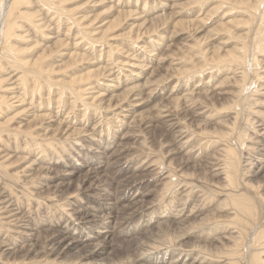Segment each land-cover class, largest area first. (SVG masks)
I'll use <instances>...</instances> for the list:
<instances>
[{
	"label": "bare ground",
	"instance_id": "6f19581e",
	"mask_svg": "<svg viewBox=\"0 0 264 264\" xmlns=\"http://www.w3.org/2000/svg\"><path fill=\"white\" fill-rule=\"evenodd\" d=\"M66 1L76 3V0H12L5 19L3 22L0 21V38L3 35L0 45V119L8 116L5 121H0V264H264V185L254 187L245 178V176H252L250 173L252 166L264 162L263 111L260 110L262 117H259V113L254 116L255 111L249 113L251 110L248 109V112L245 110L247 113L235 112L233 116L229 114L230 120L234 121L230 124L234 127L223 132L221 137H217L225 140L223 139V144H217L210 154L205 153L204 144L211 145L218 140H214V136L208 132L206 135L205 131L196 133L189 129V125L193 122L200 121L195 125L198 128L224 112L229 113L230 110H235L236 107L233 105L236 106L240 102L245 106V103L251 100L248 99V95L259 94L257 100L261 107L264 106V65L261 66L262 72L258 73L260 66L256 65L258 58L255 54L263 53L264 50L261 47L263 42L258 51L256 50L248 60L252 61L251 66L254 64L250 71L256 75L255 80L262 79L263 84L258 82L259 84L253 87L254 78L247 77L248 70L242 68L243 70L238 71L234 68L232 76L224 77L227 80L221 81L219 77L214 80L213 73L210 71L207 73L209 76L204 77L208 79L207 81L203 78L198 80L201 74L195 76L198 78L195 81L198 80L199 85L191 84L183 90L180 87V81L183 82L185 74L181 80L176 78L174 83L176 87L170 86L168 81L166 82L169 86L162 87L160 85L172 76L170 74L172 70L177 74L178 68L175 70V67L171 66L178 63L181 66V57L184 56L180 55L182 48H188L185 50L189 52V48L194 46L192 42H200L195 36L202 28L193 23L194 19H192L193 22L190 21L191 19L183 21L180 25L174 26V28L178 27L177 30L169 35L166 34L167 31L163 27L167 24L164 16L165 9L171 10L177 6V1L174 3V0H160L150 10L146 9L149 7L148 3L142 0L143 3L140 6H137L138 0H84L81 4L77 3L78 7L71 8L65 7ZM105 1L106 4H104ZM234 1L241 3L243 0ZM247 2L248 6L243 13H246L249 18L252 15L255 18L258 13L260 14L264 0H247ZM87 5L94 8L104 7L101 13L116 14L113 20L98 21L103 27L99 31V34L101 33L99 37L92 38L90 33L93 31L89 33L90 30L88 31L81 23L85 20L91 23L97 19L91 18L92 15L87 13L76 16L77 12H80L78 10ZM21 6H32L37 10L27 8L22 10ZM120 6L133 7V9L118 12L120 10L117 8ZM1 7L0 4V9ZM197 11H201L200 8ZM37 12L41 15L39 20L38 18L35 20ZM63 14L69 22L66 23L68 24L66 32L60 33L66 37L65 39L58 38L59 28L62 25L59 23L60 26H56V23L51 21L54 16L61 20L59 17ZM186 16H189L187 12ZM263 16L262 12L261 21L264 20ZM50 21L58 28L49 32L51 30L49 27V33L46 34L43 30L45 27L47 29ZM240 22L242 23V19ZM119 25L127 26L129 29L124 33L115 34L120 28L117 27ZM220 25V27L224 26L221 23ZM191 26H193L192 29H190ZM227 26L228 23L224 26L225 29ZM179 27L183 30L189 28L192 34L183 33L184 31H180ZM232 32L229 30L228 33L226 32L228 37L225 35L226 40L217 42L220 51L211 57V60H214L212 62L217 63L213 65L219 66L220 69L226 67V63L231 62L230 59H237V44L230 49L223 48L231 38L243 37L242 33L232 34ZM107 33L112 39L128 37L130 43H134L142 36L147 38L144 42L152 44L154 48L149 52L143 45L137 46L132 52L119 48L122 50V52L119 50V53L125 54L123 57L128 60H118L114 57V52L119 45L109 43L110 38L107 40ZM152 33L155 34V38L146 37ZM69 34L71 37L67 38ZM245 34L250 36L247 31ZM133 36L135 37L131 38ZM178 37L183 42L179 44V47H175L176 50H173L172 54L176 55H173L174 57L178 55L181 57L175 58L178 60L176 63L172 61L171 56L168 57L171 59L167 60L170 65L168 72L162 65L163 62L161 63L163 57L152 51L163 47H173ZM154 39L156 41H153ZM51 41L53 43L49 44ZM30 42L32 45L26 48ZM246 43L248 44V41L245 45L241 44L243 54L247 47ZM251 44L254 45L255 42ZM38 46L41 47V52L32 53L31 50ZM65 46H67L64 48L66 52L62 53L61 50L64 49L59 48ZM239 48L241 47L238 46ZM247 49L246 51L249 50ZM140 50H144L149 58L139 59L138 54L143 53ZM192 52L195 51L192 50ZM243 54L240 53L238 56ZM187 56H189L188 53ZM63 57L66 58L62 60ZM46 58L49 62L44 63ZM190 58L187 57L190 62L194 61L199 65V59L195 61ZM147 62L154 63L156 67L150 71L143 82H135L134 80L140 77L137 70H143ZM198 65H196L197 68L200 67ZM126 66L130 67L128 70L130 74L121 79L123 68ZM67 69L74 71L60 77L59 74L66 72ZM192 69L191 67L181 70L184 73ZM224 69L227 73L229 68ZM204 71L205 69L199 72L203 74ZM229 73L231 74L230 71ZM230 74L227 73V75ZM232 77L234 83L238 84L235 90H231L234 89V85L233 88L230 87ZM104 78L106 82L103 81ZM92 79H95V83L91 85L89 82L91 86L88 88L81 85L87 84L86 81H92ZM185 79L184 82H186ZM127 80L129 81L126 82ZM171 80L173 82L174 79ZM188 81L187 83L192 80ZM239 82H241L240 85ZM223 86H229L231 89L228 87L229 90H225V87L222 90ZM85 90L92 91L93 95L87 98L89 100L81 98ZM115 90L120 91L114 93ZM65 93L68 94L66 98ZM77 100L80 103L79 106L83 107L78 115L81 118H77L76 114L73 116V113L71 117L69 115L77 106ZM223 100H230L235 104L230 102L224 104ZM151 103L154 106L153 110L145 117L137 113L139 108L150 106ZM216 104L222 107H217ZM89 108H92L93 112L117 111L110 112L116 116V120H112V123L115 121V126L110 127V130L108 125L105 129L100 128L96 133L99 121L92 120L93 115L89 114ZM238 108L240 111L243 110ZM217 119L215 118L214 121L220 123ZM153 124L158 127V130L160 127L163 133L160 138L162 143L158 139L159 145H166L163 138H168V142H171L168 144L171 148L165 153L167 158L169 157L167 164L162 160V155L154 156L153 152L151 155L145 152L146 155H142L143 158L140 160L136 158V164H131L134 160L127 158H123L122 162L118 161L122 158L119 155L125 152L122 142L132 138L128 137L130 133L138 139L141 137L142 129ZM236 124L240 125L236 130L238 134L235 137L231 135L235 138L234 141L229 133H234L232 130L236 128ZM102 133H105L104 137ZM80 134H85L84 141L89 146L85 152L82 151L83 144L79 143L78 148H74L76 141L69 140ZM96 136L98 138H95ZM142 141H146V138ZM145 144L144 142L143 145ZM118 145L121 148H116ZM139 147L145 148L141 140H139ZM16 153L20 156L8 163ZM137 153H139L137 156L141 157V151ZM129 156L133 157L132 152ZM126 157H128L127 154ZM174 160H177V164L174 168L172 167L174 170L169 169ZM190 160L194 161L195 166H203L205 177L197 174L196 180L204 181L210 189L204 187L201 190V186L187 182V179L179 173ZM13 164L18 165L19 169L12 170ZM159 165H162L165 170ZM106 169L107 171L113 169V171L110 173L111 176L103 180L100 172ZM78 172L80 173L77 174ZM74 175H78V182L73 186L68 178ZM155 175L157 179L159 178L158 184L161 188L154 189L150 194V190L144 189V186L149 187L151 184L147 178ZM216 177H218L216 180L211 179ZM188 183L189 186H187ZM141 189L142 192H140ZM206 191L208 197L216 192V196H222L224 202L229 203L230 217L227 220H219L218 216L214 217L217 212L227 209L219 205L203 216L204 218L197 217L200 210L199 204L204 200ZM88 193L95 196H88L90 199L84 205L76 203L77 197L81 200L83 198L80 195H88ZM67 196V204H61V202L56 204L57 200H64ZM149 196L153 197L151 200L153 203L148 206L145 200ZM222 204L225 205V203ZM219 224H223L221 229L218 228ZM145 225L154 228L140 236L142 238L136 243L137 248L123 250L124 259L115 261L114 258L108 257L105 262L88 261L106 249L113 233L125 236L130 233V229L139 230ZM205 226L210 228L211 235L206 232ZM117 227L120 229L117 230ZM85 232L87 235L84 234ZM194 236L201 237L203 241L186 243ZM88 241L95 242L92 246L86 247L87 251L84 254L65 257L66 252L79 245V242ZM109 246L111 247L110 244ZM128 250L130 253H127ZM114 252L110 249L108 254H114ZM145 253L151 256H145ZM155 253H161V256L157 257Z\"/></svg>",
	"mask_w": 264,
	"mask_h": 264
},
{
	"label": "rangeland",
	"instance_id": "374dc122",
	"mask_svg": "<svg viewBox=\"0 0 264 264\" xmlns=\"http://www.w3.org/2000/svg\"><path fill=\"white\" fill-rule=\"evenodd\" d=\"M11 1L12 0H0V4L2 5V7H1V9H0V19H2V20H0L1 22H3V20L5 19V17H6V13H7V10L9 9V7H10V4H11ZM86 1V0H85ZM121 1V0H120ZM124 1V0H123ZM143 2L144 1H146L148 4L147 5H149V7H147L146 9H151L154 5H156V3H158V1H160V0H142ZM162 1V0H161ZM177 1V6H174L173 8H171V10H170V8L169 9H165V20H166V22H167V24L165 25H163V27H164V29L167 31V35H169L172 31H175V30H177V28L178 27H176V28H174V26H178V25H180L183 21H187V20H190V21H192V19H194L192 22L193 23H196V25H198V26H201V30L196 34V36H195V38H197V40L198 41H200L201 43H202V45H200L198 42L197 43H195V42H192V44L194 45L193 47H195L196 48V44H199L198 46H197V48L196 49H198V50H195L193 47L192 48H189V52H186V50L185 49H187L188 50V48H185V47H183L182 48V53H180V55H184L183 57H181V56H177V57H174V56H176V55H174V54H172V51L173 50H176V46H178L179 47V44L180 43H182L183 42V40H181L180 39V37H178L176 40H175V42H177L176 43V45H174L173 47H163V48H158V50H153L152 51V53H154V54H159L161 57H163V60L161 61V63H162V65L163 66H165L166 68H167V70H168V72H169V67H170V65L168 64L169 62H167V60H171L172 59V61L174 62V63H176L178 60L177 59H179V57H181V59L183 60L184 59V61H182L181 60V66H180V64L178 63V65H176V64H174L173 66H171L172 68H174L175 67V70H177L176 68H178V70H177V74H175V72L173 73V70L171 71V77H169L167 80H165V82L166 81H168V82H170V86L171 85H174L175 87H176V85L174 84V83H176V78H180V80L182 79V76H184L185 74V76L183 77L184 79L185 78H188V79H185V81L186 82H184V79H183V82H184V85H183V82H181L180 81V87L184 90V89H186L187 88V86L189 87L191 84H194V85H199V83L197 82L198 80H202V78H203V80L204 81H207L208 79L207 78H204V77H206L208 74V72L210 73V71H211V73H213V77H214V80L215 79H219V80H221V81H223V80H227V78H224L225 76H232L233 75V70H234V68H236L238 71H240V70H243V69H245V70H248V71H246L247 72V77L249 78L250 76V78H254V80H255V78H256V75L252 72V71H250V69L252 68V67H254V64H253V66H251L252 65V61H248V60H250L251 58V56H253L254 55V52L257 50L258 51V48H259V46H260V44L263 42V45H261V47H263V50H264V20L263 21H261L260 20V18L262 17V12L264 13V4H262L263 6H261V8H260V14L258 13V16H256L257 15V13H256V17L254 18L253 17V15L249 18V16L248 15H246V13H243V11L245 10V8L248 6V2H247V0H243L241 3H239V1H234V0H174V3ZM253 1V0H252ZM5 4H4V3ZM81 2H84V0H76V3H75V1H73V2H65V7L66 8H71V7H78L77 6V3L78 4H81ZM104 2V1H103ZM143 2H141V0H138V3H137V6L139 5H141V3H143ZM238 2V3H237ZM67 3V4H66ZM124 3V2H123ZM221 3H223V4H221ZM228 3V4H227ZM104 4H106V1H105V3ZM103 4V5H104ZM153 4V5H152ZM202 5V6H201ZM63 6V5H62ZM61 6V7H62ZM82 6V5H81ZM22 8V10H24V9H33V11L36 9L37 10V8L36 7H32V6H28V7H25V6H21ZM24 7V8H23ZM60 7V6H59ZM64 7V8H65ZM89 7V8H88ZM175 7H177V8H175ZM193 7V8H192ZM63 8V7H62ZM93 8V9H92ZM119 8V9H118ZM117 8V10H120V11H118V12H121V10H122V12H124V11H127V10H131V9H133V7H129V8H127V7H122V6H120V7H118ZM190 8V9H189ZM195 8V9H194ZM199 8H200V10L201 11H197V10H199ZM90 11L89 13H88V10ZM104 9V7H91V5L89 6V5H87L86 7H84L83 9L81 8L80 10H78V11H80L79 13L77 12V15L76 16H80L81 14H85V13H87L88 15H92V17L91 18H95V19H97L95 22H91L90 23V21L88 20H85V19H83V20H85L84 22H82L81 21V23H82V25L84 26L85 25V27L87 28V30L89 31V33L91 32V30L93 31V32H91L90 33V35H91V37L93 38V37H99V35L101 34H99V31L101 30V28H103L102 27V25H100L99 23H98V21L99 20H101V19H104V21H110V20H113L116 16V14L115 13H110V14H107V13H105V12H103V13H101L102 12V10ZM62 10H64V9H62ZM85 10V11H84ZM173 10V11H172ZM190 12H189V11ZM196 10V11H195ZM113 12H115V10H112ZM177 12V14L175 13V12ZM193 11V12H192ZM262 11V12H261ZM38 12H40V11H38ZM36 13L35 15V20H37L36 18H38V20H39V17H41V15L39 14V13ZM82 12V13H81ZM186 12H187V14L189 15L188 17L186 16ZM241 12V13H240ZM180 13V14H179ZM191 13V14H190ZM195 13H197V14H195ZM213 15H212V14ZM215 13V14H214ZM195 14V15H194ZM37 15H38V17H37ZM185 15V16H184ZM198 15V16H197ZM197 16V17H196ZM246 16H248V17H246ZM199 17V18H198ZM222 17V18H221ZM54 18H55V16H54ZM54 18H52L51 19V21L52 22H54V23H56V26L60 23V25H62L63 27H64V25L66 24V23H69L67 20H66V17H65V15L63 14V16H61V17H59L61 20H59L58 18L54 21ZM65 19V20H63V19ZM90 18V19H91ZM197 18H198V20H197ZM247 18H249V19H247ZM263 18H264V16H263ZM242 19V23L240 22V20ZM256 20V21H254V20ZM59 20V21H58ZM229 20V21H228ZM239 20V22H237ZM49 22L50 23V25L47 27V29H46V27H45V29L43 30V32L44 33H46L47 34V32H48V30H50L49 29V27L51 28V30L49 31V32H52V31H54V30H56V28H58V27H56V26H53L52 24H54V23H52V22ZM63 21V22H62ZM64 21H65V24H64ZM119 21H121V20H119ZM196 21V22H195ZM198 21V22H197ZM89 22V23H88ZM131 22V21H130ZM225 22H227L228 23V26H227V28H230V29H225V27L224 26H226L227 25V23H225ZM230 22V23H229ZM234 22H235V24L237 25H235L234 24ZM263 22V23H262ZM93 23V24H92ZM96 25H95V24ZM122 23V22H121ZM121 23H120V25H121ZM203 23V24H202ZM205 23V24H204ZM220 23L221 24H224V26L222 25V27H220L221 25H220ZM231 23H233V25L231 24ZM261 23V24H260ZM88 24H90V25H92L91 27H90V25H89V27H87V25ZM232 26H231V25ZM241 24V25H240ZM55 25V24H54ZM60 25H58V26H60ZM94 25V26H93ZM120 25L119 26H117V27H120ZM220 25V26H219ZM54 27V29H53V27ZM62 26H60V28H59V36H58V38H66V37H64L63 35H60V33L61 32H66L65 31V29L67 28V26H68V24H66L65 26L66 27H62ZM97 26V27H96ZM168 28H166V27ZM195 26V25H194ZM235 26V27H234ZM224 27V29H222L221 30V28H223ZM232 27V28H231ZM236 27H238V28H236ZM62 28V29H61ZM160 28H161V26H160ZM172 28H173V30H172ZM180 28H182V27H179V29ZM193 28V26H191L190 27V29H192ZM129 29V27H127V26H121L120 28H119V30H116V32H115V34L117 33V32H119V33H124V32H126L127 30ZM178 29V30H179ZM189 28L187 29V28H185V30H183V29H180V31H184L183 33H186V34H189L190 33V30ZM72 30V29H71ZM96 30V31H95ZM224 30V31H223ZM228 30V31H227ZM229 30H230V32H232V34H236V33H242L243 34V37H241V38H239V39H235V38H231L230 39V41L229 42H227L225 45V47H223V48H225V49H230V47L231 46H234L235 44H237L236 45V47H237V52H236V55H237V59H235V58H232V59H230L229 61H231L230 63L229 62H227L226 64L228 65H226V67H223L222 69H220V68H218L219 66H214V65H217V63L216 62H212V61H214V60H211L212 58V56L214 55V54H216V53H218L220 50H219V44L217 43L219 40L221 41V40H226V38L228 37L227 36V33L229 32ZM239 30V31H238ZM250 34V36H248V35H246L245 34V32L246 31ZM189 31V32H188ZM236 31V32H235ZM245 31V32H244ZM48 32V33H49ZM71 32V31H70ZM219 32V33H218ZM227 32V33H226ZM235 32V33H234ZM244 32V33H243ZM71 34V33H70ZM70 34H69V36H67V38L68 37H71L70 36ZM190 34H192V31H191V33ZM212 34H214L213 36H212ZM245 34V35H244ZM107 35V40H109V38H110V41H108L109 43H112L113 45H115V43L116 44H118L119 46L115 49V50H117L116 52H118V54L116 53V52H114V54H115V56L114 57H116V58H118V60H128V59H124V55L125 54H121V53H119L120 51L122 52V50H129V52H132L133 50H135L136 48H137V46H141V45H143V46H145V47H147V49H148V52L151 50V49H153L154 48V46L152 45V44H147V43H145L144 42V40H147V38H143L142 36L139 38V39H137V41H135L134 43H130V42H128V40L130 39V38H126V37H116V38H111V36L110 35H108V33L106 34ZM153 35V36H152ZM227 37H226V36ZM2 37L0 38L1 39V41H0V45L2 44V39H3V35H1ZM151 37V38H155V34H151V35H146V37ZM211 36V37H210ZM246 36H248V37H246ZM135 36H133V37H131V38H134ZM245 37V38H244ZM143 38V39H142ZM205 38V39H204ZM212 38H214V39H212ZM216 38V39H215ZM225 38V39H224ZM252 38V39H251ZM121 39V40H120ZM164 39V38H163ZM244 39H245V41H244ZM70 40V39H69ZM233 40H237V41H233ZM115 41V42H114ZM121 41V42H120ZM153 41H156V39H154ZM240 41V42H239ZM243 41V42H242ZM246 41H248V44L246 43V48H245V53L243 54V52H242V50H243V48H242V46L243 45H245V42ZM253 43V42H255V44L254 45H252L251 43ZM123 42V43H122ZM52 44L53 43V41H51V42H49V44ZM64 43V42H63ZM129 43V44H128ZM137 43V44H136ZM195 43V44H194ZM154 44V43H153ZM241 44H243V45H241ZM32 45V42H30L28 45H26L27 47L26 48H28V47H30ZM81 45V44H80ZM196 45V46H195ZM211 45H213V48H211ZM121 46V47H120ZM127 46V47H126ZM129 46V47H128ZM204 46V47H203ZM228 46V47H227ZM238 46L239 47H241V48H239L238 49ZM67 46H65V47H62V48H59V49H64V48H66ZM68 47H70V45L68 46ZM131 47V48H130ZM201 47V48H200ZM252 47V48H251ZM95 48H97V46L95 47ZM98 48H99V46H98ZM104 48H105V46H104ZM119 48H121V49H119ZM124 48V49H123ZM126 48V49H125ZM204 50H203V49ZM249 50H248V49ZM194 50L195 52H192V50ZM246 49L248 50V51H246ZM107 49L105 48V51H106ZM120 50V51H119ZM191 50V51H190ZM141 51V50H140ZM143 51V53H139L138 54V58L140 59L141 57H145V59H148L149 57H148V55H146V53H144V50H142ZM141 51V52H142ZM200 51V52H199ZM203 51V52H202ZM250 51V52H249ZM31 52L32 53H37V52H41V47L40 46H38L37 48H33V50H31ZM61 52L62 53H65L66 51H65V49L62 51L61 50ZM139 52V51H138ZM246 52H247V54H246ZM185 53V54H184ZM187 53H188V55L189 56H187ZM194 53H196V55L194 54ZM200 53V54H199ZM205 53V54H204ZM243 54V55H241V56H238L239 54ZM34 54V55H35ZM198 54V55H197ZM250 54V55H249ZM252 54V55H251ZM256 54V56H257V58H258V61L256 62V65L258 64L259 66H260V69L259 70H257V72L258 73H261L262 71V69H261V66L262 65H264L263 64V62H264V51H263V53L262 52H256L255 53ZM174 55V56H173ZM186 55V56H185ZM190 55H192V56H195L197 59H195L194 57L192 58V56H190ZM249 55V56H248ZM169 56H171V59H169L168 57ZM243 56H245L246 58H244ZM154 57V56H153ZM187 57H191L190 59L191 60H194L195 59V61L196 60H198L199 59V61L198 62H200L199 63V65H200V67H202V69L199 67V65H198V63H196V62H194V61H191L190 62V60L189 59H187ZM225 57V56H224ZM241 57V58H240ZM48 58H49V56H48ZM48 58H46L45 59V61H44V63H46V62H49L48 61ZM52 58V57H51ZM66 57H63L62 58V60L63 59H65ZM166 58V59H165ZM174 58V59H173ZM175 58H177L176 60H175ZM231 58V57H230ZM229 59V58H228ZM61 60V61H62ZM186 60V61H185ZM206 60V61H205ZM235 60V61H234ZM239 60V61H238ZM240 60H241V62H240ZM262 60V61H261ZM188 61V62H187ZM210 61V62H209ZM246 61V62H245ZM193 62L195 63V64H193ZM233 62V63H232ZM238 64H237V63ZM240 62V63H239ZM249 62H251V63H249ZM188 63V64H187ZM213 65H211V64ZM232 63V64H231ZM235 63V64H234ZM245 63V64H244ZM186 64V65H185ZM229 64H231L230 66H229ZM240 64V65H239ZM243 66H242V65ZM125 65H127V64H125ZM176 65V66H175ZM185 65V66H184ZM191 65V67L193 68L191 71H184V73H183V71L181 70V69H183V70H186V68H188V69H190L189 68V66ZM195 65V66H194ZM196 65H198V67L200 68H197V66ZM211 65V66H210ZM234 65V66H233ZM255 65V66H256ZM233 66V67H232ZM237 66V67H236ZM151 67V68H150ZM154 67H156V65L154 64V63H149V62H147L146 64H145V68L143 69V70H137V72H139L140 73V77L139 78H137L136 80H134L135 82H143L144 80H145V78L149 75V73H150V71L154 68ZM246 67V68H245ZM185 68V69H184ZM197 68V69H196ZM209 68V69H208ZM224 68H229L228 69V71H227V73L228 74H230L229 73V71L231 72V74L230 75H227V73H226V69H224ZM243 68V69H242ZM76 69V68H75ZM124 69V72H125V70H126V72L124 73V72H122V75L120 76L121 77V79L122 78H124L125 77V75H128V74H130V72H128V70H130V67L128 66H126V68H123ZM133 70H134V68H132ZM205 69V71H204V76L202 77V73H200L199 71H201V70H204ZM220 69V70H219ZM224 69V70H223ZM233 69V70H232ZM73 69H67L66 70V72H63V73H60L59 74V76L60 77H64L65 75H67V74H69V73H71V72H73L72 71ZM195 70V71H194ZM199 70V71H198ZM213 70V71H212ZM215 70V71H214ZM218 70V71H217ZM221 70H222V72H221ZM178 71H181L180 73H178ZM197 71V72H196ZM224 71H225V73H224ZM159 72H161V70L159 71ZM199 72V73H198ZM251 74H250V73ZM215 73V74H214ZM218 73V74H217ZM76 74H78V73H76ZM163 74V73H162ZM183 74V75H182ZM189 74V77L187 76ZM200 74H201V76H200ZM223 74V75H222ZM225 74V75H224ZM264 74V73H263ZM124 75V76H123ZM174 75H175V78H174ZM192 75V76H191ZM200 76V77H195V76ZM209 76V75H208ZM222 76V77H221ZM173 77V78H172ZM195 77V78H194ZM219 77V78H218ZM192 78V79H191ZM170 79H174L173 80V82H172V80L170 81ZM196 79H198L197 81H195ZM190 80H192V81H189ZM253 80V82H254V85H253V87H255L256 86V84H263V80L262 79H260V80H255L254 81ZM94 81V82H93ZM103 81H105L106 82V78H104L103 79ZM129 80H127L126 82H128ZM179 81V80H178ZM187 81L189 82V83H187ZM230 87L231 88H233L234 87V89H231L229 86V89H231V90H235V89H237L238 88V86H236V85H238L236 82L234 83V78L232 77L231 79H230ZM91 83V85H93L92 83H95V79H92V81H86V83ZM163 82V84H161L160 86H164V87H168L169 86V83L168 82ZM259 82V83H258ZM81 84V85H85L84 86V88H88L89 86H91L90 85V83L89 84ZM187 83V84H186ZM198 83V84H197ZM110 84V83H109ZM178 84V83H177ZM241 84V82H239V85ZM128 85H131V83H128ZM183 85V86H182ZM234 85V86H233ZM247 85V81L245 82V86ZM248 85H249V83H248ZM87 86V87H86ZM100 86V85H99ZM233 86V87H232ZM101 88H102V86H100ZM226 87V88H225ZM228 87L227 86H223L222 87V90H224L223 88H225V90L227 89V90H229L228 89ZM237 87V88H236ZM84 88H82V89H84ZM123 90V89H122ZM90 90H88L87 92H86V90H85V92L83 91V96L81 97V98H84V100H89V99H87V98H89L88 96H90V95H93L91 92L92 91H90ZM120 90H115L114 91V93L115 92H119ZM89 92V93H88ZM261 92H263V90H261ZM85 93H86V95H85ZM66 94V96H65V98L67 97V93H65ZM45 96V95H44ZM257 96L259 97V94H254L253 96H249L248 95V99H253V101L251 102V100L250 101H248L247 102V104H249V105H247L246 103H245V106H243L242 104H241V102L240 103H238V104H236V106L235 105H233L234 107H236L235 108V110H230L229 111V113L228 112H224V113H222V114H220L219 115V117H215V118H218L217 120H219L220 121V123H217L216 121H214L215 120V118H213V119H211L210 121H209V123L208 124H204V125H202L201 127H196L195 125H197V123L198 122H200V121H196V122H193L192 124H190L189 125V129L190 130H192V131H194V132H196V133H199V132H201V131H205L206 132V135H207V132L208 133H210L211 135H213L214 136V140H218V142H216V143H214V144H211V145H209V144H204V151H205V153H208V154H210V153H212L213 152V150H215V148H216V146H217V144H219L220 143V145L221 144H223L222 142H224V140L223 139H220V138H217V137H221V135H222V133L223 132H225V131H228V130H230V128H233L234 127V125L232 124H230L231 123V121H233V120H230V117H229V114H230V116H233V113H235V112H239V113H241V112H243V113H247L248 112V110H251V111H249V113L250 112H254L255 111V114H254V116H256V114H258L259 113V117H262L263 115H262V112H260V110H262L263 111V113H264V106H262L261 107V105L259 104V102H258V100H257ZM196 97V96H195ZM256 97V98H255ZM86 98V99H85ZM257 100V101H256ZM90 101H91V99H90ZM230 102V100H223V103L224 104H227V103H229ZM258 102V103H257ZM78 103V104H77ZM231 104H235V103H232V102H230ZM253 103H255L254 105H253ZM65 104V103H64ZM76 104H77V106L75 107V109H73V111L71 110V112H70V117L72 116V113H73V116L76 114L77 115V118H81V117H79L78 115L82 112V108L83 107H81V106H79V101L77 100V102H76ZM93 105V104H92ZM217 105V107H222L221 105H219V104H216ZM260 105V106H259ZM243 106V107H242ZM251 106H255V107H251ZM153 103H151V105L150 106H148V105H146V106H143V107H141V108H139L138 110H137V113H140L141 115H142V117H145L146 116V114L148 113V112H150V111H152L153 110ZM238 107H242L241 108V110L242 111H240V109L238 108ZM246 107V108H245ZM248 107V108H247ZM250 107H251V109H250ZM257 107H259V109L257 108ZM252 108H254V109H252ZM248 109V110H247ZM89 110V114H91V115H93V117H92V120H97V121H99L98 123V126H96V127H98L97 129H96V133L98 132V130H100V128H106L108 125H109V128L111 127V128H113L114 126H115V121H114V123H112L113 121L112 120H116V116H114L112 113L113 112H117V111H112V110H108V111H105L104 112V110H99V111H95V112H93V110H92V108H89L88 109ZM92 110V111H91ZM247 112H246V111ZM258 110V111H257ZM31 111V110H30ZM79 111H81V112H79ZM112 111V113H110ZM97 112V113H96ZM101 112V113H100ZM242 114V113H241ZM11 116L13 115V114H10ZM9 115V116H10ZM250 116H253V115H250ZM258 116V115H257ZM7 117L8 116H5V117H3V118H1L0 119V121L1 122H3V121H5L6 119H7ZM112 117V118H111ZM259 117H257L258 119H259ZM100 118V119H99ZM108 118V119H107ZM114 118V119H113ZM18 119V118H17ZM240 120V119H239ZM106 121V122H105ZM102 122V123H101ZM208 122V121H207ZM233 123H234V121H233ZM112 124V125H111ZM46 124L44 123V126H45ZM100 125V126H99ZM111 125V126H110ZM222 125H224V126H222ZM239 125L240 124H236V128L235 129H233L232 131H234V133L233 132H231V133H229V136L231 137V139L232 140H234L235 141V138H233L232 136H236L237 134H238V132L236 133V130L239 128ZM246 125H248V124H246ZM105 126V127H104ZM113 126V127H112ZM78 127V126H77ZM80 127V126H79ZM240 127H242V126H240ZM111 128H110V130H111ZM160 130V131H159ZM159 130H158V127H156V125L154 126V124L153 125H151V126H149V127H145V129L143 128L142 129V131H141V137L139 138L138 137V139L137 138H135L134 136H132L131 134L132 133H130V135L128 136V137H132L131 139H129L128 141H126L127 139H125V141H123L122 142V146L123 147H125L124 149H125V152H123L122 154H120L119 156H121L122 158L120 159V160H118V161H124V159L125 158H127V159H132V160H134V161H132L131 162V164H136L137 163V160H136V158L137 159H142L143 158V156L142 155H146V153H148V154H150L151 155V152H153V154H155L154 156H156V155H162L161 157H162V160L163 161H165L166 162V164H167V162H168V160H169V157L167 158V156H166V152L169 150V148H171V147H168V144L169 143H171V142H168V138H166V139H164L163 137V142H165L166 143V145L164 144V145H159V140L158 139H160L161 138V133H162V131H161V128L159 127ZM123 132H125V131H123ZM153 132V133H152ZM160 133V134H159ZM105 134V133H104ZM104 134L102 133V137H104ZM158 134V135H157ZM163 134V133H162ZM233 134V135H232ZM84 136H85V134H83ZM82 134H80V135H78V136H75V137H73V139L72 138H70L69 140H71L72 142H75L76 141V145L74 144V148H78L77 147V145H79V143H81V144H83L84 145V148L82 149V151L83 152H85L86 151V148H89V146H88V143L87 142H85L84 141V136H83ZM145 135V136H144ZM232 135V136H231ZM98 136V135H97ZM95 137V138H98V137ZM229 137V138H230ZM144 138V139H143ZM145 138H146V141H144L146 144L145 145H143L144 144V142L142 141V140H145ZM86 139V138H85ZM68 140V141H69ZM139 140H141V143H142V146H144L145 148H143L142 149V147L140 148L139 147ZM160 141H161V139H160ZM126 142V143H125ZM128 142V143H127ZM247 142V141H246ZM160 143H162V141L160 142ZM209 145V146H208ZM141 146V145H140ZM119 147H120V145H118V147L116 146V148H118L119 149ZM127 147V148H126ZM131 147V148H130ZM148 147V148H147ZM206 147V148H205ZM215 147V148H214ZM121 148V147H120ZM137 148V149H136ZM127 149V150H126ZM141 151V157H139V156H137L139 153H137V152H139V151ZM142 150H144V151H142ZM134 151L136 152V153H134ZM131 152H132V155H133V157L131 158V156H129V154H131ZM143 152V153H142ZM146 152V153H145ZM126 154L128 155V157H126ZM134 154H136V156L134 155ZM18 156H20L19 155V153H16L14 156H12L10 159H9V161H8V163H10V162H12L14 159H16V157H18ZM166 156V157H165ZM124 158V159H123ZM156 158V157H155ZM155 158H153V159H155ZM166 158V159H165ZM168 159V160H167ZM178 160H179V156H178ZM180 161V160H179ZM194 161H195V159H194ZM194 161L193 160H190L189 162H188V164H187V166L185 165V166H183L182 167V171H180L179 173H181L182 174V176L184 177V178H186L187 179V182H189V183H194V184H197V185H199V186H201L200 187V189L202 190V188H207L208 187V184H205L204 183V181H198V180H196V176H197V174L199 175V176H201V177H205V173H204V168H203V166H195V164H194ZM197 162V161H196ZM172 165L169 167V169H172V170H174L173 168H174V165H176L177 164V160H174V161H172V163H171ZM14 166H12V170H15V168H18L17 166L18 165H15V164H13ZM112 166V165H111ZM160 166V165H159ZM162 166V165H161ZM160 166V167H161ZM173 167V168H172ZM111 168H113V166L111 167ZM162 169H164L165 170V168L162 166L161 167ZM178 168V167H177ZM19 169V168H18ZM166 170H168V169H166ZM112 171H113V169H111L110 171H107V169L105 170V171H102V172H100V176H101V179L103 178V180H104V178H107V176H111V174L110 173H112ZM80 172H82V171H80ZM80 172H78L77 174H79ZM251 175L252 176H250V177H246L245 176V178L248 180V181H250V183L254 186V187H256V186H258V185H264V162H262V163H257V164H255L254 166H252L251 167ZM104 174V175H103ZM77 177H78V175H74V176H72L71 178H68V180H71V183L73 184V186L74 185H76V183L78 182V180H77ZM218 177H216V178H211L212 180H216ZM148 180H149V182H150V186L149 187H145L144 186V189H148V190H150V194L154 191V189H160L161 187L159 186V178L157 179V177H156V175L155 176H152L151 178H147ZM148 180H147V182H148ZM205 180V179H204ZM187 184V186H189L190 184ZM209 188V187H208ZM212 188V187H211ZM210 189V188H209ZM140 192H142V189L140 190ZM204 194H205V198H204V200L202 201V203L201 204H199V206H200V210H199V212H198V215H197V217L198 218H201V217H203V216H205L206 214H208V212H210V211H212V210H214L218 205L219 206H221V207H225V208H227V209H225V210H223V211H220V212H217L215 215H214V217H216V216H218V219L219 220H227L229 217H230V213H229V207H230V205H229V203L228 202H224V199H223V197L222 196H216V192L215 193H210L212 196L211 197H208L207 196V194H208V192L206 191V192H204ZM86 195V196H85ZM83 194V195H80L83 199H81L80 200V197H77L76 198V203H80L81 205H84V204H86V202H87V200L88 199H90V197H88V196H90V195H92V196H95L94 194H90L89 195V193H88V195L87 194ZM65 198H67V199H65ZM64 198V200L62 199H60V200H57L56 201V204H57V202H61V204H67L66 202H68L67 200H68V196L67 197H65ZM152 196H149V197H147L146 198V202L148 203V206L149 205H151L153 202L151 201L152 200ZM216 198H218L217 200H216ZM57 199V198H56ZM69 200H70V198H69ZM216 200V201H215ZM82 202V203H81ZM222 203H225V205H223ZM58 204H60V203H58ZM191 205H192V203H191ZM160 206V205H159ZM158 207V206H157ZM204 218V217H203ZM199 222H200V220H198ZM145 223H147V218H145ZM223 227V224H219V226H218V228L219 229H221ZM94 228H95V226H94ZM139 228V227H138ZM153 228L154 227H150V225H145V226H143L142 228H140L139 230H133V229H130V233L128 234V235H125V236H123V235H119V234H117L116 232L115 233H113V235L110 237V239H109V241H108V245H106V249H104V251L101 253V254H97L96 256H94L93 257V259H91V260H88L89 262H91V263H98V262H101V261H106V258H108V257H112V258H114L115 259V261L117 260V259H119V260H121L122 258L124 259L125 257H123V252L126 250L127 251V249H129V250H131V249H135V248H137L138 246H136V243L138 242V241H140L139 239H141L142 237H140V236H142L144 233H146V232H148V231H151V230H153ZM117 230H119L120 228H116ZM205 230H206V232L209 234V235H211V231H210V228H208L207 226H205ZM116 231V230H115ZM222 232V231H221ZM221 232L219 233V234H221ZM85 235H87V232H85L84 233ZM150 235V234H149ZM154 235V234H153ZM171 235L173 236V233H171ZM173 238H174V236H173ZM110 240H111V242H110ZM113 240V241H112ZM130 240V241H129ZM196 241H203V239L201 238V237H196V236H194V237H191V238H189L188 240H187V242L186 243H188V244H190V243H195ZM93 242H95V241H88V242H79L80 244L79 245H76V246H74L72 249H69L67 252H66V255H65V257H76L78 254L80 255V254H84L86 251H87V248L86 247H89V246H92V243ZM112 242H113V245H112ZM127 242V243H126ZM119 243V244H118ZM88 245V246H85V245ZM109 244L111 245V247L109 246ZM220 245V244H219ZM135 247V248H134ZM110 249L111 250H114L115 252H114V254H108V253H110ZM124 250V251H123ZM129 250H128V252L127 253H130L129 252ZM143 251V250H142ZM144 252V251H143ZM153 252V251H152ZM127 253H126V257L128 256L127 255ZM148 253V252H147ZM147 253H145L144 255L145 256H148V257H150L151 255H147ZM111 255V256H110ZM122 255V256H121ZM155 256H157V257H159V256H161V253H155L154 254ZM62 258V257H61ZM60 258V259H61ZM61 260H63V258L61 259ZM119 260H117V261H119Z\"/></svg>",
	"mask_w": 264,
	"mask_h": 264
}]
</instances>
